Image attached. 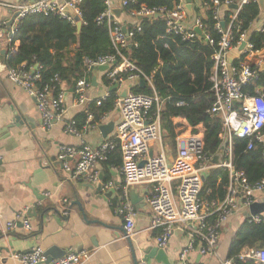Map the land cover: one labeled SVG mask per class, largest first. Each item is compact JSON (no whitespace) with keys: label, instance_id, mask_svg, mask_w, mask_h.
Returning <instances> with one entry per match:
<instances>
[{"label":"built area","instance_id":"1","mask_svg":"<svg viewBox=\"0 0 264 264\" xmlns=\"http://www.w3.org/2000/svg\"><path fill=\"white\" fill-rule=\"evenodd\" d=\"M249 1L193 0V7L199 9V12H194L193 15L186 8V0H175L173 8L165 6L149 8L140 4L137 8L125 12L132 20L130 23V21H121L123 12L117 17L111 0H105L106 9L97 17L96 22L107 25L113 50L93 59L85 57V76L99 66H106V77L111 86L119 84L117 90H120L126 79L138 82L144 80L154 94L128 91L123 97L122 91L116 90L115 106L119 109L120 121L111 137L103 139L97 146H92L85 140L80 146L65 144L59 146L58 159L70 179L83 178L88 182L99 184L103 190H120L115 211L124 219L125 237L135 234L136 210L130 199L128 187L137 183H150L152 191L148 197V204L152 214V226L159 230L157 245L164 248L178 230L185 232L189 237V243L180 252L182 264H189L188 256L196 245H199L202 254L216 253L221 229L227 218L240 206L249 207L254 202L255 193L264 190V178L251 184L245 173L236 171L232 163L235 137L249 138L248 149L253 148L255 142L264 144V95L250 96L244 91L247 83L258 78L260 72L264 73V69L261 70L264 66V49L255 48L251 41L252 31L243 28L240 18V10ZM82 2L83 0H34L23 4L19 1L0 2V5L11 12H19L16 23L27 14L55 13L77 27L79 23L82 26L86 24L81 10ZM138 3L139 0H121V7L123 9L129 4ZM234 5H237V8H234ZM209 11L212 12L215 22L214 31L219 38L206 28L204 19ZM226 13L227 20L224 18ZM140 16L149 20L162 18L168 35L178 36L182 41L204 42L214 49L211 55L214 64L211 81L215 102L209 114L212 117H219L222 121L220 138L228 142L225 150L226 159L222 167L230 171L227 194L220 202H207L201 196L204 183L202 174L216 166L212 162L213 157L204 150L202 133L178 134L177 153L171 161L164 150L150 156L152 144L162 140L161 110L165 100L160 98L155 90L153 75H147L126 53L128 48L137 46L134 37L135 30H141L138 19ZM223 22L225 28L222 26ZM128 24L132 26L128 27ZM196 28H199L202 34H199ZM263 30L262 26L257 31ZM14 34L15 29H13ZM5 37L8 57H10L17 52L19 45L18 41L13 42V38H10L7 26L0 28V39ZM243 43L245 45L241 48ZM232 52H236L237 56L234 57ZM242 56L255 59L254 64L247 62L236 64ZM41 68L39 64L31 67H26L24 64L8 66L7 76L35 99L43 129H50L55 123L64 121L65 133L81 136L83 129L78 128L75 119L64 118L67 111V90L63 86L64 83L56 75L50 83L39 85L42 79ZM88 87L89 82L83 77L75 82L73 91L77 105L84 107L90 122L93 121L94 115L88 110L91 102L87 94ZM236 100H240V103H236ZM183 104V101L178 103V105ZM97 126L96 123H88L84 128ZM117 149L122 154L120 166L122 185H118L114 180H102L96 169ZM72 159L76 160L74 165ZM144 160L145 164L142 166L141 162ZM49 194L44 192V195ZM62 203L61 213L67 216L70 212L68 199H64ZM248 220L264 221V214L249 216ZM20 222L26 229L31 228L26 215H19L11 220L8 228L14 229ZM89 256L90 253L87 251L70 249L62 257L47 262L44 248L38 245L28 252L16 254L15 258L21 264H81ZM240 257L252 258L257 264H264V248L248 250ZM220 264L236 263L234 259L225 258Z\"/></svg>","mask_w":264,"mask_h":264},{"label":"crops","instance_id":"2","mask_svg":"<svg viewBox=\"0 0 264 264\" xmlns=\"http://www.w3.org/2000/svg\"><path fill=\"white\" fill-rule=\"evenodd\" d=\"M18 1L20 0H0L10 3ZM111 3L114 9L122 8L121 0H111ZM122 12L121 21L131 23L127 13ZM10 14L8 8L0 5V28H6ZM16 25L15 22L14 29ZM262 26L264 12L253 22L250 30L255 31ZM7 49L6 37L1 38L0 264H21L15 258L16 254L28 252L38 245L44 248L45 252L52 249L54 254L63 251L66 253L70 249L89 252V258L81 264H135L134 253L138 260H142L146 249L158 246L159 230L152 226V214L148 204L152 185L144 182L128 187L131 201V194L134 193L142 199L138 203L132 202L136 210L135 234L125 237L124 219L115 211L120 190H103L99 184L83 178L70 179L58 159L60 145L80 146L85 140L92 146H97L103 139L111 137L120 121L119 109L115 106L96 128H83L81 136L65 133L64 121L55 123L50 129H43L35 99L7 76ZM232 55L235 57L237 53L232 52ZM105 72L106 70H100L98 67L88 73L87 94L91 102L102 100L112 92ZM136 84L140 83L126 79L119 89L122 92L124 89L132 91ZM63 86L67 90V111L64 118L75 119L78 114L84 112V107L77 105L73 86L65 83ZM259 91L264 95V87L259 88ZM16 115H19L21 120L18 124L15 122ZM172 120L177 135L194 133V128L185 117H173ZM110 125L112 129L104 136L102 126L105 128ZM195 130L196 133L204 134L205 129L203 124H200ZM162 150L170 161L177 153L176 140L173 144L165 131L162 140L152 144L150 154H158ZM71 162L74 165L76 160L72 159ZM96 169L102 180H114L118 185L123 184L120 165H107L103 162ZM44 192L50 194L44 195ZM64 199H68L70 208L67 216L61 213ZM254 202L264 203V190L255 193ZM31 209L33 211L29 213ZM261 214H264V211L257 215ZM19 215L27 216L31 224L30 229H26L21 222L14 229L8 228V223ZM249 216H255L250 213V206H240L234 210L222 226L216 253L202 254L199 245H196L188 256V263L220 264L222 259L228 257L236 232ZM188 243V235L180 230L170 238L163 249L171 264H182L180 252ZM247 251L244 250L243 253ZM148 263L164 264L153 259Z\"/></svg>","mask_w":264,"mask_h":264},{"label":"trees","instance_id":"3","mask_svg":"<svg viewBox=\"0 0 264 264\" xmlns=\"http://www.w3.org/2000/svg\"><path fill=\"white\" fill-rule=\"evenodd\" d=\"M144 4L149 8H173L175 0H139L137 5L129 4L122 11L129 12ZM106 9L105 0H83L81 10L86 24L80 31L68 21L61 19L55 13L27 14L16 25L13 42L18 41L16 53L7 60L8 66L24 64L26 67L39 64L42 79L39 85L50 83L57 75L60 80L74 86L75 82L85 76L84 58H96L110 53L112 49L107 25L96 22L97 17ZM194 12L199 9L194 6ZM263 14L257 0H250L240 10V18L244 29H250L253 22ZM228 14H225L227 20ZM206 28L219 38L214 31L212 12H207L204 19ZM141 30H135L134 41L137 46L128 48L126 53L147 74L153 75L157 94L165 100L161 110L162 129L171 142H175L177 133L173 117H185L196 133V127L204 126V150L213 157L220 152L222 139V121L212 117L209 110L215 102V93L211 81L213 47L204 42L182 41L178 36L166 33L162 18H147L140 20ZM132 24H128L131 27ZM264 29V26H263ZM251 41L256 49H264V30L252 31ZM239 62L254 64L255 59L242 56ZM140 83V82H139ZM264 87V73L244 86V91L250 96L260 95L259 88ZM135 93L154 94L149 86L132 87ZM116 91L102 100H94L88 106L94 115L88 122V113L81 112L75 117L78 128L83 129L88 123L99 124L102 119L115 109ZM183 101V105H178ZM156 108L154 107V110ZM249 138H234L233 167L236 171L245 173L248 181L254 184L264 178V144L255 142L248 149ZM226 156H224V160ZM107 165H122V154L114 150ZM203 183L201 196L207 202H220L225 199L230 181V171L226 167L211 168ZM264 248V221L250 222L246 220L236 232L228 251V257L236 264H256L252 258H241L244 250Z\"/></svg>","mask_w":264,"mask_h":264},{"label":"water","instance_id":"4","mask_svg":"<svg viewBox=\"0 0 264 264\" xmlns=\"http://www.w3.org/2000/svg\"><path fill=\"white\" fill-rule=\"evenodd\" d=\"M26 1H34V0H20L19 2H20V4H23ZM186 1H187L186 8L190 12V14L193 15L194 14L193 0H186ZM259 4H260V6L262 8V11L264 12V0H259ZM233 7L237 8V5H234ZM114 12H115L117 17H120L121 13H122V8H116V9H114ZM10 13H11L10 14V18L6 21V26L8 28L10 38H13V36H14L13 35L14 23L16 22L17 19H19V17H18L19 12L18 11H14V12L10 11ZM157 16L159 17L160 15H157ZM138 19L142 20V17L140 16ZM222 26H223V28H225V23L224 22L222 23ZM81 28H82V24L79 23L77 25L78 31H80ZM125 28L126 27L124 26V29ZM196 31L199 34H202V31L199 28H196ZM244 45L245 44L243 43L241 48H243ZM99 69L100 70H105L106 66H99ZM263 69H264V66L261 67V70H263ZM140 85H141V87H145L146 86L145 81L144 80H140ZM118 87H119V84L116 83L113 86H111L110 91H116L118 89ZM127 93H128V90L124 89L123 92H122V96L125 97L127 95ZM235 102L236 103H240V100H236ZM20 121H21L20 120V116L16 115L15 116V122L18 124ZM21 123H23V122H21ZM101 129L105 133L104 136H107V132L112 129V125L107 126L105 128H104V126H102ZM227 143H228L227 140H224L222 142V145H221V148H220V152L215 154L213 156V158H212V162L214 164H216L217 166H222V164H223L224 154H225V150L227 148ZM150 156H152V154H150ZM0 164H1V162H0ZM144 164H145V160L141 162L142 166ZM208 174H209L208 171L204 172L202 174V178H203L204 182L206 181ZM131 196H132V202L133 203H138V202H140V199H142V198H139V196H137L135 193L131 194ZM32 211H33V209L29 210V213H31ZM263 211H264V203L253 202L250 205V213L252 215H257L259 213H262ZM64 253L65 252L63 251L60 254H54L52 249L46 251L47 262H50L53 259L62 257L64 255ZM133 256H134V259H135V264H149L148 261L150 259L155 260L157 263L171 264V262L169 261L165 250L163 248H160L159 246L149 247L148 249H146L144 251V256H143L142 260H138L136 258V254L135 253H134Z\"/></svg>","mask_w":264,"mask_h":264},{"label":"bare ground","instance_id":"5","mask_svg":"<svg viewBox=\"0 0 264 264\" xmlns=\"http://www.w3.org/2000/svg\"><path fill=\"white\" fill-rule=\"evenodd\" d=\"M18 23V22H17Z\"/></svg>","mask_w":264,"mask_h":264}]
</instances>
